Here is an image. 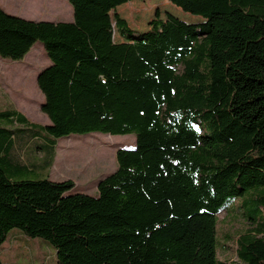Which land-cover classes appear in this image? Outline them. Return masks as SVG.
<instances>
[{
	"label": "trees",
	"instance_id": "obj_1",
	"mask_svg": "<svg viewBox=\"0 0 264 264\" xmlns=\"http://www.w3.org/2000/svg\"><path fill=\"white\" fill-rule=\"evenodd\" d=\"M68 1L70 23L0 7V57L22 61L40 42L51 61L38 78L50 126L0 111V247L18 229L59 264H226L218 215L244 197L256 227L238 264H264V0H169L203 21L157 16L137 37L111 17L136 1ZM93 133L136 136L99 196L28 179L45 169L30 155L51 167L58 140Z\"/></svg>",
	"mask_w": 264,
	"mask_h": 264
},
{
	"label": "rangeland",
	"instance_id": "obj_2",
	"mask_svg": "<svg viewBox=\"0 0 264 264\" xmlns=\"http://www.w3.org/2000/svg\"><path fill=\"white\" fill-rule=\"evenodd\" d=\"M134 1L136 4L130 2V4H125L126 6L118 7L116 11L111 12V17L114 25L116 15L125 19L135 37L147 32L150 29V23L157 16L165 21L167 15L170 14L189 24L203 21L202 18L183 12L169 0ZM0 2L7 8L8 14L26 20L56 23L74 21L73 8L68 0H0ZM134 19L135 21H133ZM122 40L115 29V41L122 42ZM27 55L29 57L24 62L0 57V105L3 104L0 110L5 111L13 109V107L20 109L22 114L33 124L43 126L49 124L50 120L40 110L44 96L37 90L36 76L47 65L50 66L51 61L40 42L36 43ZM28 99L29 101H27ZM57 143L58 146L65 147V160L62 156L59 157L58 168L54 167L46 173L31 174L28 179L61 181L64 178H59V176L61 173H66L68 176L74 177L77 182L73 192L97 197L99 196V183L119 167L116 159L117 151L134 149L136 136L135 134L112 136L93 133L70 136L58 140ZM64 161L65 163L62 164ZM79 170L82 172H78ZM248 196L250 194H247L245 198ZM244 200V197L235 199L225 207L226 210L218 215V258L226 264L239 263L237 240L256 227L252 221L246 218L242 208ZM247 206L248 210L254 207L253 204ZM17 231L20 230L17 229ZM1 247L0 252L4 247L11 248L9 254H2L1 257L2 261L8 264H59L56 249L40 238H26L19 241L8 237Z\"/></svg>",
	"mask_w": 264,
	"mask_h": 264
},
{
	"label": "crops",
	"instance_id": "obj_3",
	"mask_svg": "<svg viewBox=\"0 0 264 264\" xmlns=\"http://www.w3.org/2000/svg\"><path fill=\"white\" fill-rule=\"evenodd\" d=\"M133 2V1H132ZM130 4V3H129ZM126 6V5H125ZM0 7L7 13L8 12V10H7V8L5 7V5L4 4H2L1 2H0ZM118 9V8H117ZM9 13V12H8ZM11 15V14H10ZM17 17V16H16ZM19 18H21V17H19ZM24 19V18H23ZM39 22V21H38ZM49 22V21H48ZM53 23H56V22H53ZM57 23H65V22H57ZM68 23H70V22H68ZM121 39H123L122 37H121ZM122 42H125V40L123 39L122 40ZM121 42V43H122ZM29 57V55H27L25 58H24V60H22L23 62L25 61V60H27V58ZM48 66V65H47ZM45 67V68H43L41 71H44L46 68H48V67ZM38 70V69H37ZM36 70V71H37ZM35 71V72H36ZM40 71V72H41ZM40 72H38L37 73V76H36V82H37V90H39L40 91V89H39V86H38V75H39V73ZM41 92V91H40ZM41 94H42V92H41ZM43 95V94H42ZM44 96V95H43ZM27 101H29V99L27 100ZM46 102V99H45V97H44V102H42L41 103V105H40V110H41V106L44 104ZM26 104H28V103H26ZM18 105V104H17ZM31 105V104H30ZM34 105V104H33ZM36 106V105H35ZM1 107H3V104H1L0 105V109H1ZM37 107V106H36ZM12 109V108H11ZM13 109H14V107H13ZM18 112H20V113H22L21 112V110L19 109H16ZM0 111H4V110H0ZM41 112H42V110H41ZM24 115V114H23ZM46 115V114H45ZM49 118V117H48ZM28 119V118H27ZM31 119V118H30ZM29 120V119H28ZM32 120V119H31ZM50 120V119H49ZM30 121V120H29ZM30 123H32L31 121H30ZM51 125V121H50V123L49 124H45V125H43V126H50ZM136 147V146H135ZM65 147H60V146H58V143L56 144V146H55V151L53 152V155H54V158H53V161H52V166L51 167H49L48 166V164H47V160H46V158H47V155L45 154V153H38L37 155H30V157L32 158V159H34L35 158V160H36V162L37 163H35V162H32L33 164L35 163V164H38V165H41V166H45V169H43V170H41L39 173H46V172H50V170H52L54 167L55 168H58V166H57V164H58V158L59 157H63V159L65 158ZM64 152V153H63ZM65 160V159H64ZM63 163H65V161L64 162H62V164ZM78 172H82V171H78ZM59 178H64L63 180H61V181H55V182H63V181H73L74 183H75V185H77V182H76V180H75V178L74 177H70V176H68V174H63V173H61V175L59 176ZM51 181H53V180H51ZM9 237H11L12 239H14V240H19V241H21V240H24V239H26L27 237L21 232V231H17V230H12L11 232H10V234H9ZM15 247V246H14ZM2 248V247H1ZM11 250V248L10 249H8V247H4L3 249H2V251L0 252V257H2V254H9L8 252Z\"/></svg>",
	"mask_w": 264,
	"mask_h": 264
},
{
	"label": "water",
	"instance_id": "obj_4",
	"mask_svg": "<svg viewBox=\"0 0 264 264\" xmlns=\"http://www.w3.org/2000/svg\"><path fill=\"white\" fill-rule=\"evenodd\" d=\"M8 14V13H7ZM10 15V14H9ZM11 16H13V15H11ZM43 71H41L40 73H39V75H38V78H39V76H40V74L42 73ZM45 104H46V102L41 106V107H43V106H45Z\"/></svg>",
	"mask_w": 264,
	"mask_h": 264
},
{
	"label": "bare ground",
	"instance_id": "obj_5",
	"mask_svg": "<svg viewBox=\"0 0 264 264\" xmlns=\"http://www.w3.org/2000/svg\"><path fill=\"white\" fill-rule=\"evenodd\" d=\"M113 140V139H112ZM114 141V140H113Z\"/></svg>",
	"mask_w": 264,
	"mask_h": 264
}]
</instances>
